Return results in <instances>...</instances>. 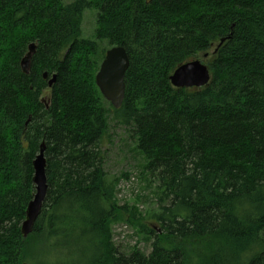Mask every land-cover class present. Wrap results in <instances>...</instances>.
<instances>
[{
    "label": "trees",
    "instance_id": "1",
    "mask_svg": "<svg viewBox=\"0 0 264 264\" xmlns=\"http://www.w3.org/2000/svg\"><path fill=\"white\" fill-rule=\"evenodd\" d=\"M89 10L93 40L81 30ZM113 47L129 59L117 110L95 84ZM204 53L209 84L173 88L174 70ZM43 73L57 77L48 109ZM109 116L144 158L146 216L119 205L104 170ZM42 142L47 193L24 239ZM120 221L149 254L120 252ZM32 246L73 257L39 264H264V0H0V264H24Z\"/></svg>",
    "mask_w": 264,
    "mask_h": 264
},
{
    "label": "rangeland",
    "instance_id": "2",
    "mask_svg": "<svg viewBox=\"0 0 264 264\" xmlns=\"http://www.w3.org/2000/svg\"><path fill=\"white\" fill-rule=\"evenodd\" d=\"M96 16L94 10L85 11L83 14L81 30L85 39H94ZM215 50L216 47L213 48V55L217 53H214ZM111 116H109L108 132L103 140V149L106 152L104 170L111 178L117 179L115 195L119 205L127 203L129 206L136 207L142 216H146L156 210V201L152 195L153 190L147 184V178L141 174L144 158L135 153L127 138V129L113 122ZM124 175L127 178L123 177ZM143 223L145 222L143 221ZM111 234L112 241L120 252H128L135 248L147 255L151 251L150 241L146 240L136 226H131L125 221L113 223ZM50 242L49 245H52V241ZM46 248V251H38L32 246L24 263L39 264L45 260L55 262L56 260L73 258L68 256L65 248L55 249L51 246H46Z\"/></svg>",
    "mask_w": 264,
    "mask_h": 264
},
{
    "label": "water",
    "instance_id": "3",
    "mask_svg": "<svg viewBox=\"0 0 264 264\" xmlns=\"http://www.w3.org/2000/svg\"><path fill=\"white\" fill-rule=\"evenodd\" d=\"M229 37L223 38L216 46L214 53L228 40ZM36 52V44L31 43L27 47L26 54L20 61V70L24 75H29L31 69V60ZM208 53L202 55V59H194L183 65L178 66L169 77L170 84L176 89H191L206 87L210 80L211 74L206 65ZM129 68V59L123 47H113L106 51L105 57L100 64L99 70L95 76V84L99 89L102 97L111 104L112 108L117 110L121 107L125 95V73ZM43 80L47 81V88L40 102L48 109L51 93L50 89L56 83V75L52 74L49 79L47 73L42 74ZM29 122V120L26 122ZM45 144H40L39 153L32 162L34 186V195L28 203L25 218L21 224V234L27 238L33 231V226L38 219L47 193V180L45 175L46 162L44 158ZM25 264V263H24Z\"/></svg>",
    "mask_w": 264,
    "mask_h": 264
},
{
    "label": "bare ground",
    "instance_id": "4",
    "mask_svg": "<svg viewBox=\"0 0 264 264\" xmlns=\"http://www.w3.org/2000/svg\"><path fill=\"white\" fill-rule=\"evenodd\" d=\"M21 61V60H20ZM211 74V73H210ZM173 87V86H172ZM174 88V87H173ZM176 89V88H175Z\"/></svg>",
    "mask_w": 264,
    "mask_h": 264
}]
</instances>
